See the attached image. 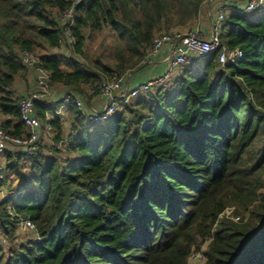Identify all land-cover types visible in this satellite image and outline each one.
I'll list each match as a JSON object with an SVG mask.
<instances>
[{"label":"trees","instance_id":"1","mask_svg":"<svg viewBox=\"0 0 264 264\" xmlns=\"http://www.w3.org/2000/svg\"><path fill=\"white\" fill-rule=\"evenodd\" d=\"M202 3L0 0L1 130L25 132L13 90L27 70L19 51L38 57L52 87L93 96L103 81L143 66L155 37L190 31ZM251 14H225L220 43L241 51L236 63L220 67L212 53L184 65L104 123L66 105L65 130L59 114L36 104L52 132L33 156L3 154L2 183L18 184L0 202V236L13 243L24 218L37 233L6 259L0 247V264H187L207 240L203 264H264V10ZM105 28L116 36L112 64L37 55L66 44L87 58V35ZM230 207L236 222L219 218Z\"/></svg>","mask_w":264,"mask_h":264},{"label":"built area","instance_id":"2","mask_svg":"<svg viewBox=\"0 0 264 264\" xmlns=\"http://www.w3.org/2000/svg\"><path fill=\"white\" fill-rule=\"evenodd\" d=\"M222 0H207L208 4H217L215 16L210 20L207 36H202L195 31L172 32L161 34L153 39L152 44L145 56L146 62H151L164 49L168 50L166 61L168 69L160 76L139 84L133 89H127L124 86L126 75L112 77L103 81L98 86V94L104 98L105 102L101 109L83 110L84 94L76 95L72 92L65 93L59 102L51 104L49 98L52 94L49 73L40 66L37 56L26 51H19L21 63L33 74V89L26 97H21L17 104L19 109V119L24 127V134L13 136L5 133L0 128V156L7 151L18 153L27 157L33 156L39 149V143L43 138L42 134L50 135L52 129L49 124L39 119L35 114V105L42 104L49 106L53 111L58 112L66 105H71L78 111L82 112L86 120L93 124H101L108 121L116 112L122 110V104L130 99L144 94L156 87L165 84L171 77L173 71L190 64L194 61L204 59L212 53H216V60L220 67L227 64L236 63L242 56L238 48L229 49L220 43V34L222 31L223 21L227 12V5ZM79 0H74V4ZM218 2H221L218 4ZM264 10V0H245L242 12L259 13ZM74 14L72 10L66 9L61 20L66 22L65 39L72 41L69 28L73 25ZM51 119V113H46L44 120L48 122ZM3 165H0V195L2 200L14 198L16 196L15 187L3 190L2 174ZM231 209L227 208L220 216H225L233 221H238L239 217L232 215ZM230 210V211H229ZM226 214V215H225ZM17 227L19 231L26 233H37L34 224L27 218L20 219ZM0 241L4 239L0 236ZM190 257V256H189Z\"/></svg>","mask_w":264,"mask_h":264},{"label":"rangeland","instance_id":"3","mask_svg":"<svg viewBox=\"0 0 264 264\" xmlns=\"http://www.w3.org/2000/svg\"><path fill=\"white\" fill-rule=\"evenodd\" d=\"M233 1H238V0H233ZM211 6H208L207 0H203L202 3V8H201V15L204 19L207 20V23L209 22V20L213 19L215 16V10L211 11ZM207 9L210 10V16H208L207 18ZM204 10V14H202V11ZM199 13V14H200ZM252 17H256L259 15V13H252L251 14ZM181 32H186L184 30H181ZM87 40L85 43V47H84V56H86L87 58H77L71 50V47L68 45H62L61 47H58L57 49H47V50H38L37 55L40 54H55V55H59L61 57H63L64 59H77L79 61V63L81 65H85L88 66V64L95 62L96 60H99L101 63H108V64H112L111 59H112V49L115 45L116 42V36H114V34L112 33V31L109 28H105L104 30L100 31V32H96V33H89L87 35ZM65 43H69L67 40ZM66 67L68 68V65H66ZM131 71H126L124 73V75H127V73H129ZM20 87H23V89L25 88L26 90V94H24L25 96H21L18 94V89ZM33 89V74L30 71L24 70L21 74H18L15 78V81L13 83V90L14 93L16 95V97L18 99H20L21 97H26L28 96V94L32 91ZM87 89H83L84 91V95L86 96V91ZM53 104V103H52ZM72 111V109L70 110V112ZM60 112V111H59ZM59 114L60 118L63 119V115ZM68 118L63 119L64 122H67V124L65 123V130L68 129ZM41 138H43L41 141L46 142L50 139L49 136L42 134ZM13 177L10 176L8 178V180L2 185L3 190H7L10 187H16L17 186V180L12 179ZM263 185H264V180H263ZM26 188V186H25ZM261 192H264V187L262 188ZM2 201L1 199V195H0V202ZM233 208V207H231ZM230 211V210H229ZM233 209H231L230 212H232ZM226 215V214H225ZM2 238H4L3 236H1ZM30 239H34V236L32 234H30L29 232H23L20 231L18 235L15 236L13 243L8 242V241H0V247H3V259H6L8 254L10 253V250L15 249L16 245L25 243L27 240ZM208 240L201 243V245L199 246V248H193L192 253L190 255V257L188 258L187 264H203L204 263V256L203 253L205 251V247L208 244Z\"/></svg>","mask_w":264,"mask_h":264},{"label":"crops","instance_id":"4","mask_svg":"<svg viewBox=\"0 0 264 264\" xmlns=\"http://www.w3.org/2000/svg\"><path fill=\"white\" fill-rule=\"evenodd\" d=\"M222 3H224L225 5H227V9H237V10H242L244 5H245V0H238V1H233V0H222ZM221 2H218V4H220ZM217 4H208V6L212 7L211 11H214L216 8ZM207 18L208 16H210V13L207 9ZM202 14H204V10L202 11ZM209 24H210V20L207 23V20L204 19L201 15V13L199 14L197 20L194 22L193 26L191 27L190 30L195 31L200 33V35L202 36H207L208 34V28H209ZM168 55V50L164 49L162 50L154 60H152L151 62H146L143 66H141L138 69H135L129 73H127L125 81H124V86L127 89H133L134 87H136L139 84H143L147 81H150L152 79H154L157 76H160L161 74H163L167 69H168V63L166 61V56ZM87 91V90H86ZM67 92H72L76 95H80L81 92L79 91H70L65 87L59 86V85H55L52 87V94L49 98V102L52 103H57L60 101V99L62 98V96L67 93ZM87 93V98L84 95V104H83V110L88 112L90 110H99L102 108V106L104 105V98L101 97L99 94L96 95H90V93ZM18 94L21 96H25L24 94H26V90L25 88L23 89V87H20L18 89ZM83 94V93H82ZM60 114L63 115V119L66 120V118L69 117V112L67 108H62L59 112ZM3 120V117L0 116V121ZM67 124V122H65ZM2 156H0V165H2Z\"/></svg>","mask_w":264,"mask_h":264}]
</instances>
